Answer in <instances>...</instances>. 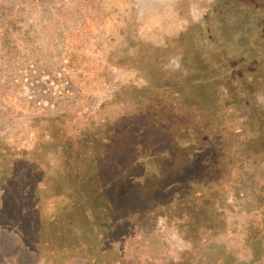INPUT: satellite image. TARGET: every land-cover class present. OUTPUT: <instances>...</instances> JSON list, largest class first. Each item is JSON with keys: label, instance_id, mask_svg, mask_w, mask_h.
<instances>
[{"label": "rangeland", "instance_id": "1", "mask_svg": "<svg viewBox=\"0 0 264 264\" xmlns=\"http://www.w3.org/2000/svg\"><path fill=\"white\" fill-rule=\"evenodd\" d=\"M0 264H264V0H0Z\"/></svg>", "mask_w": 264, "mask_h": 264}, {"label": "trees", "instance_id": "2", "mask_svg": "<svg viewBox=\"0 0 264 264\" xmlns=\"http://www.w3.org/2000/svg\"><path fill=\"white\" fill-rule=\"evenodd\" d=\"M110 143V141H107L106 142V144H109ZM116 151V150H115ZM93 152H95V150L93 149ZM89 153H91L90 151H89ZM116 153H118V151L116 152ZM98 169H99V166H98Z\"/></svg>", "mask_w": 264, "mask_h": 264}]
</instances>
